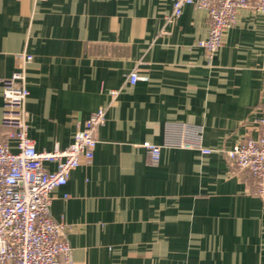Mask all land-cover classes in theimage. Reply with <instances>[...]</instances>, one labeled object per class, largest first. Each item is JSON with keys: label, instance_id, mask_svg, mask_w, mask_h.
I'll use <instances>...</instances> for the list:
<instances>
[{"label": "crops", "instance_id": "crops-1", "mask_svg": "<svg viewBox=\"0 0 264 264\" xmlns=\"http://www.w3.org/2000/svg\"><path fill=\"white\" fill-rule=\"evenodd\" d=\"M170 12L171 0H0V121L1 81L19 53L32 56L25 110L37 151L67 147L105 110L92 159L52 192L76 261L264 264V200L219 152L261 131L264 15L240 10L208 56L196 45L206 11L187 4L168 22ZM145 141L161 146L155 164Z\"/></svg>", "mask_w": 264, "mask_h": 264}, {"label": "built area", "instance_id": "built-area-1", "mask_svg": "<svg viewBox=\"0 0 264 264\" xmlns=\"http://www.w3.org/2000/svg\"><path fill=\"white\" fill-rule=\"evenodd\" d=\"M205 10L208 16L207 35L196 45L208 56L222 45L225 32L236 23L240 10L249 8L264 15V0H171L167 21L181 15L184 5ZM18 64L11 75L1 81L2 116L0 121V264H82L72 256L65 238L68 226L50 214L52 192L67 183L70 172L81 161L89 162L97 143V131L105 124L104 109H97L83 121L65 148L37 151L28 136L25 102L29 94L26 68L32 60L27 53L16 56ZM139 79L135 70L127 82ZM117 91H110L111 96ZM261 127L256 137L243 144L219 149L230 167L246 170L254 179L251 193L264 200V111L258 120ZM14 141V150L10 147ZM142 145L148 151L151 164L157 163L161 146L149 141ZM183 148L209 154L199 139H184ZM44 162L55 163L50 170Z\"/></svg>", "mask_w": 264, "mask_h": 264}]
</instances>
